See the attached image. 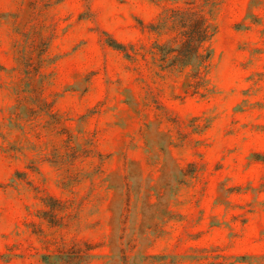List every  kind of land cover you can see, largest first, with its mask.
Here are the masks:
<instances>
[{
    "label": "rangeland",
    "instance_id": "obj_1",
    "mask_svg": "<svg viewBox=\"0 0 264 264\" xmlns=\"http://www.w3.org/2000/svg\"><path fill=\"white\" fill-rule=\"evenodd\" d=\"M0 264H264V0H0Z\"/></svg>",
    "mask_w": 264,
    "mask_h": 264
},
{
    "label": "trees",
    "instance_id": "obj_2",
    "mask_svg": "<svg viewBox=\"0 0 264 264\" xmlns=\"http://www.w3.org/2000/svg\"><path fill=\"white\" fill-rule=\"evenodd\" d=\"M205 19V18H204ZM203 17L191 18L179 22L183 30L178 48L161 51L160 64L162 68H187L195 66L197 73H201V68L206 67L210 52L205 44L210 40L212 32ZM165 48V46H160Z\"/></svg>",
    "mask_w": 264,
    "mask_h": 264
}]
</instances>
